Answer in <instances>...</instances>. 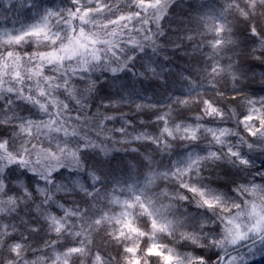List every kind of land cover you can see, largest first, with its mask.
I'll return each instance as SVG.
<instances>
[{"label":"clouds","instance_id":"obj_1","mask_svg":"<svg viewBox=\"0 0 264 264\" xmlns=\"http://www.w3.org/2000/svg\"><path fill=\"white\" fill-rule=\"evenodd\" d=\"M134 259L264 264V0H0V264Z\"/></svg>","mask_w":264,"mask_h":264},{"label":"snow or ice","instance_id":"obj_2","mask_svg":"<svg viewBox=\"0 0 264 264\" xmlns=\"http://www.w3.org/2000/svg\"><path fill=\"white\" fill-rule=\"evenodd\" d=\"M73 15H75V13H73ZM87 15H88V13H87V11H85V12L81 15V20H84V18H85ZM45 31H46V29H45L44 26H38V27L34 28V29H33L30 33H28V34H29V35H33V36H36V37H39L42 33H45ZM81 37H82L83 39H85V40H88L89 42H91V43H93V44L95 43V40H92L90 37H85V36H84V33L81 32L80 37H78V38L76 39V45H77V47H72L71 45H66V46H64V51H65L68 55H70V56H71V55H76V54H77V51H78L79 49H82V48L87 47V45L81 41ZM18 39H20V37H17V40H18ZM47 55H48V57L50 58V61H51V60H54V61H62V60L64 59L63 56H59V55H57L55 52H50V53H48ZM42 58H43V54H42ZM248 119H251V117H248ZM51 219H52V222L56 224V226H57V227H56V230H57V231H59L61 228L64 227V225L61 224L60 221L56 220L55 217H52ZM124 227L127 228V229H128L129 231H131V232H136V231H137L134 227L131 226V224H127V223H126V224L124 225ZM70 251H71V252H76V251H79V250L73 248V249H71ZM127 251L130 252V253H134V252H135V249H134V248H128ZM149 252H150V253L154 252V249H149ZM131 264H139V260L134 259V260L131 262Z\"/></svg>","mask_w":264,"mask_h":264}]
</instances>
